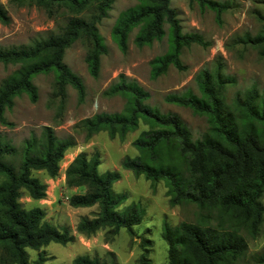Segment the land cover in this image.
<instances>
[{
    "label": "trees",
    "instance_id": "obj_1",
    "mask_svg": "<svg viewBox=\"0 0 264 264\" xmlns=\"http://www.w3.org/2000/svg\"><path fill=\"white\" fill-rule=\"evenodd\" d=\"M174 0H135L136 4L121 12L111 29V39L120 53L128 50V38L136 30V48L149 47L167 36L165 54L149 62L150 78L157 79L170 67L183 72L180 56L193 45L207 47L197 34H183L175 11ZM197 4L214 13L218 24L227 5L213 0H177ZM16 7L35 6L49 19L63 18L55 30L33 39L28 46L0 48V64L16 70L0 85V124L14 100L26 95L34 104L37 89L32 80L38 75H54L55 94L63 100L71 87L80 103L85 88L79 77L63 63L65 51L75 42L86 45L85 64L88 74L97 78L100 59L107 53L98 26L108 16L114 0H9ZM9 16L0 5V25H8ZM165 27L167 32H165ZM238 43L254 48L264 58V30L244 34ZM199 96L190 92L168 94L166 104L185 108L194 116L204 117L207 130L200 140H192L189 130L176 115L160 114L145 103L149 94L136 82L120 76L106 96H120L125 106L119 114H99L81 121L84 139L105 132L110 139H124L147 126L132 143L135 158H124L121 169L149 181L151 188L163 182L170 207L191 205L197 210L193 223L176 227L163 224L161 237L167 245L168 264H264V253L247 259V238L254 239L263 223L264 208V101L256 88L249 89L231 105L225 103V90L234 84L217 64L203 69L195 77ZM76 146L71 137L58 139L50 128H43L39 138L24 143L20 155L0 139V264H30L27 250L39 252L32 264H44L41 249L50 244L65 246L74 237L65 229L47 223L42 209L25 210L19 203L22 193L32 201L45 197V185L32 177L44 172L55 179L65 154ZM19 155L13 167L6 159ZM99 157L78 154L65 170L68 189H81L82 194L68 199L72 209L97 208L92 219L81 218L75 227L78 235L91 237L106 230L115 236L121 229L130 232L141 223L144 210L140 204L126 202L124 193L112 186L117 172L98 174ZM72 264H106L88 257L75 258Z\"/></svg>",
    "mask_w": 264,
    "mask_h": 264
},
{
    "label": "rangeland",
    "instance_id": "obj_2",
    "mask_svg": "<svg viewBox=\"0 0 264 264\" xmlns=\"http://www.w3.org/2000/svg\"><path fill=\"white\" fill-rule=\"evenodd\" d=\"M227 5V11L218 24L213 12L200 9L197 4L174 0L170 7L175 11L183 34L201 36L207 47L193 45L183 49L180 59L185 67L178 72L170 67L165 75L157 79L150 78L149 62L166 53L167 36L149 47L136 48L133 39L136 30L128 38V50L122 54L111 39V29L118 15L133 7L135 0H114L107 18L98 26L107 53L100 59L97 78H92L84 61L86 45L77 41L65 51L63 63L79 77L85 88V98L79 102L76 92L65 89L61 100L55 94L54 75H38L32 80L37 89V101L32 104L26 95L14 100L11 110L4 113V124H0V139L14 148L20 155L24 143L32 137L39 138L43 128H50L58 139L71 137L76 146L69 150L60 162L55 179H49L44 172H32V177L45 185V197L41 201H32L22 193L19 201L25 210L38 207L45 213L44 220L58 229L65 228L74 237L72 243L65 246L50 244L41 249L47 259L44 264H72L78 257L97 259L106 264H168L167 245L161 237L163 224L173 228L182 222L193 223L197 219V210L191 205L170 207L163 182L151 188L149 181L135 177L124 171L120 165L124 158H135L138 152L132 143L142 132L148 130L142 122L133 133L124 139H110L101 132L85 140L81 121L99 114H119L123 111L125 100L120 96H106L104 93L117 82L120 76L136 82L149 94L146 105L160 114L176 115L189 130L192 140H200L207 130L204 117L194 116L190 110L166 104L168 94L190 92L199 96L195 82L196 75L203 69H212L219 64L223 73L233 78L234 84L225 90V103L233 101L251 88H256L264 101V58L257 51L238 43L244 34L255 36L264 30V0H213ZM9 16V24L0 25V48L11 49L28 46L38 36L55 30L64 19H49L45 12L35 6L16 7L9 0H0ZM165 32L167 29L165 27ZM16 67L0 64V85ZM83 153L87 158L94 154L99 157L98 174L117 172L120 179L112 186L115 193H124L126 202L140 204L144 210L141 223L130 232L121 229L115 236L106 230L91 237L76 233L75 227L81 218L92 219L97 208L72 209L68 199L82 194L81 189H68L65 185V170L74 158ZM19 155L6 159L13 167L19 162ZM2 178L0 177V182ZM264 208V194L261 198ZM247 259L264 253V217L256 238H247ZM29 263L32 264L39 252L27 250Z\"/></svg>",
    "mask_w": 264,
    "mask_h": 264
},
{
    "label": "built area",
    "instance_id": "obj_3",
    "mask_svg": "<svg viewBox=\"0 0 264 264\" xmlns=\"http://www.w3.org/2000/svg\"><path fill=\"white\" fill-rule=\"evenodd\" d=\"M50 181H52V180H50Z\"/></svg>",
    "mask_w": 264,
    "mask_h": 264
}]
</instances>
